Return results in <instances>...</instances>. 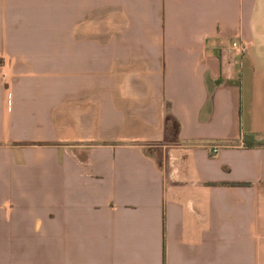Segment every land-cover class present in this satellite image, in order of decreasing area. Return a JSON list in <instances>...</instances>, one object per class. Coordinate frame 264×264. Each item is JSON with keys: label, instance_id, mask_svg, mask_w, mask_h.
Masks as SVG:
<instances>
[{"label": "crops", "instance_id": "1", "mask_svg": "<svg viewBox=\"0 0 264 264\" xmlns=\"http://www.w3.org/2000/svg\"><path fill=\"white\" fill-rule=\"evenodd\" d=\"M0 264H264V0H0Z\"/></svg>", "mask_w": 264, "mask_h": 264}, {"label": "trees", "instance_id": "2", "mask_svg": "<svg viewBox=\"0 0 264 264\" xmlns=\"http://www.w3.org/2000/svg\"><path fill=\"white\" fill-rule=\"evenodd\" d=\"M178 123L173 116H166L164 119V132L171 138L169 142H173L178 133ZM166 135V134H165ZM243 143L246 148H252L255 146H261L262 143L256 141L252 135H247L243 138Z\"/></svg>", "mask_w": 264, "mask_h": 264}, {"label": "built area", "instance_id": "3", "mask_svg": "<svg viewBox=\"0 0 264 264\" xmlns=\"http://www.w3.org/2000/svg\"><path fill=\"white\" fill-rule=\"evenodd\" d=\"M229 52H232L238 56H242L246 52V45L243 42L236 40L231 43ZM212 153H217V149H212Z\"/></svg>", "mask_w": 264, "mask_h": 264}, {"label": "rangeland", "instance_id": "4", "mask_svg": "<svg viewBox=\"0 0 264 264\" xmlns=\"http://www.w3.org/2000/svg\"><path fill=\"white\" fill-rule=\"evenodd\" d=\"M166 135H165V139H170L171 137L167 134V133H165Z\"/></svg>", "mask_w": 264, "mask_h": 264}]
</instances>
